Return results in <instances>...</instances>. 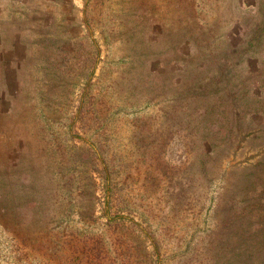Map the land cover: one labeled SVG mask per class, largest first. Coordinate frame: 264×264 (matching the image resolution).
I'll return each instance as SVG.
<instances>
[{"label": "rangeland", "instance_id": "1", "mask_svg": "<svg viewBox=\"0 0 264 264\" xmlns=\"http://www.w3.org/2000/svg\"><path fill=\"white\" fill-rule=\"evenodd\" d=\"M0 264H264V0H0Z\"/></svg>", "mask_w": 264, "mask_h": 264}]
</instances>
